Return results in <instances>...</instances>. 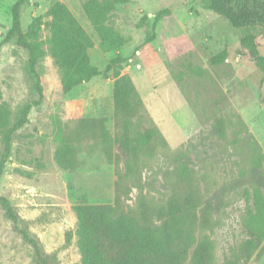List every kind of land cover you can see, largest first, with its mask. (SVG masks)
I'll list each match as a JSON object with an SVG mask.
<instances>
[{
	"label": "rangeland",
	"instance_id": "rangeland-1",
	"mask_svg": "<svg viewBox=\"0 0 264 264\" xmlns=\"http://www.w3.org/2000/svg\"><path fill=\"white\" fill-rule=\"evenodd\" d=\"M15 1L0 0V41L11 25ZM55 1L65 3L90 36L91 64L102 70L117 54L126 58L117 71L131 77L143 104L139 128L131 127V132L155 126L164 143L155 138L151 152H141L137 159L126 155L118 142L112 98L115 70L63 93L59 71L45 55L37 64L44 96L34 104L38 94L26 68L27 52L13 39L2 43L0 102L8 104L12 119L24 104L32 107L28 122L13 134L0 195L15 206L20 226L39 240L42 254L54 264H80L73 206L113 204L118 176L130 175L120 178L131 185L123 205L136 217L145 207L149 220L158 223L157 212L169 198L191 194L188 207L193 210H183L189 254L198 241L207 240L211 264H264L262 245L247 259L239 258V249L249 238L247 224L261 203L255 193L264 201V74L245 54L240 39L254 34L263 54L261 27H233L205 9L203 0H133L118 4L110 17L113 29L127 42L104 50L83 10L85 0H26L20 7L22 29L41 17L40 36L45 39L47 9ZM164 8L170 14L153 29L154 12ZM144 15L148 20L138 24ZM223 49L227 59L212 65L210 58ZM89 118L103 119L111 137L112 161L103 152L98 131L84 130L72 143L74 161L62 168L54 155L57 126L67 123L78 131L79 121ZM2 149L0 138V155ZM208 202L210 208L203 215ZM0 264H36L31 246L1 208Z\"/></svg>",
	"mask_w": 264,
	"mask_h": 264
},
{
	"label": "trees",
	"instance_id": "trees-1",
	"mask_svg": "<svg viewBox=\"0 0 264 264\" xmlns=\"http://www.w3.org/2000/svg\"><path fill=\"white\" fill-rule=\"evenodd\" d=\"M26 0H16L11 6V25L0 45L11 39L15 44L27 52L26 68L33 77L34 89L38 94V104L44 92L41 75L37 64L49 55L60 74V85L63 93L72 88L90 81L92 78L115 70L112 87V98L119 127L118 142L127 156L137 159L138 154L152 151L156 145L155 138L164 143L160 132L155 126H149L141 131L131 132V127L139 128L143 104L131 77L120 74L117 68L126 61L125 57L117 54L100 70L90 62L88 49L92 45L90 36L86 33L75 15L61 1L53 2L47 9L50 17L48 22V36L43 39L40 31L43 25L41 17H35L23 30L20 20V7ZM133 0H85L83 10L91 25L96 30L101 47L112 50L127 42L126 37L118 34L111 26L110 17L118 4L129 3ZM203 7L225 18L233 27L259 26L264 37V0H203ZM170 14L169 8L154 12L152 28L156 22ZM144 15L138 24L148 20ZM154 34L147 39L150 41ZM240 45L256 67L264 74V53L259 52V40L248 33L240 39ZM264 47V42H263ZM138 46L134 49L136 54ZM228 52L223 49L210 58L212 65L223 63ZM117 67V68H116ZM31 103L24 104L16 118L12 119V112L5 102H0V138L3 149L0 155V176L4 165L10 156L13 134L28 122V113ZM121 120V122H120ZM81 128L78 131L71 129L67 123L59 124L54 132L57 142L55 161L62 168H69L74 161L73 142L80 137L84 130L94 133L98 131L97 138L102 145L103 152L109 162L112 161L111 137L103 119H81ZM133 122L138 123L134 125ZM129 166L125 164V171ZM132 177L120 175L115 182V197L113 204H76L73 211L76 217L75 237L80 253V264H184L189 258V264H211V245L207 240H200L189 254V237L186 229L187 217L184 209L192 203L191 194L181 198L171 197L158 212V223L155 219L149 220L148 210L141 207L136 217L124 208L123 199L129 195L130 184L120 181V178ZM129 182V181H128ZM132 182V181H130ZM261 198L258 211L247 224L249 238L240 247L239 258L247 259L260 245L264 249V201L259 192L255 193ZM0 208L6 218L12 223L14 229L28 243L33 252L36 264H54L42 254L39 240L30 235L29 231L21 227V219L14 205L0 195ZM210 208L208 202L202 209L203 215ZM238 258V259H239ZM226 264H238L229 261Z\"/></svg>",
	"mask_w": 264,
	"mask_h": 264
}]
</instances>
